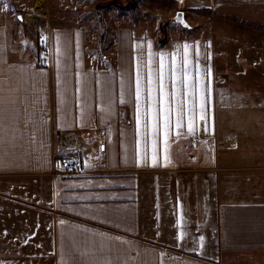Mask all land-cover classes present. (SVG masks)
I'll return each mask as SVG.
<instances>
[{
  "label": "crops",
  "instance_id": "1",
  "mask_svg": "<svg viewBox=\"0 0 264 264\" xmlns=\"http://www.w3.org/2000/svg\"><path fill=\"white\" fill-rule=\"evenodd\" d=\"M1 16L0 264H264V82L231 86L201 33L161 41L120 26L97 50L55 21L49 55L12 56ZM162 56L168 136L153 119ZM68 154L79 172L57 171Z\"/></svg>",
  "mask_w": 264,
  "mask_h": 264
},
{
  "label": "rangeland",
  "instance_id": "2",
  "mask_svg": "<svg viewBox=\"0 0 264 264\" xmlns=\"http://www.w3.org/2000/svg\"><path fill=\"white\" fill-rule=\"evenodd\" d=\"M216 1L211 5L210 0H139L131 11L130 7L129 10L121 7L135 4V0H0V16L8 27L12 56L34 53L39 58L43 51L39 36L48 34L51 39L50 25L55 21L83 29L94 43L92 48L97 50L106 42L108 29L120 26L161 41L185 33H201L213 36L216 71L227 73L226 82L234 88L243 83L244 78L245 84L252 81L263 83L264 3ZM34 11L39 13L35 12L33 22L19 18L21 14L25 16ZM178 11H184L190 28L175 21ZM256 61L260 70L259 67L256 70L250 68V63ZM231 66H235L234 70ZM242 69L248 74L238 75Z\"/></svg>",
  "mask_w": 264,
  "mask_h": 264
},
{
  "label": "snow or ice",
  "instance_id": "3",
  "mask_svg": "<svg viewBox=\"0 0 264 264\" xmlns=\"http://www.w3.org/2000/svg\"><path fill=\"white\" fill-rule=\"evenodd\" d=\"M185 57H184V76H185V86L187 87V67H188V60H187V48L188 46L185 45ZM164 57H161V64H160V68L159 71L157 73V85L156 87L158 88V93H159V99L158 101H156L159 104V109H158V115L153 117L154 120H162L163 121V130H164V135L168 136L169 135V131L171 130V126H172V119H171V115L173 112V109L171 107V100L169 99V92L167 91V84L165 83V64H164ZM170 78L172 80V87L173 89H175V84H176V65H175V60L173 59L172 61V67L170 68ZM145 88L143 87V81L142 78L140 76V74H137V80H136V100H137V110L138 113L140 111V106H141V101H142V96L144 94ZM153 78L151 75V72L149 73L148 77H147V87H146V92H147V100L149 101V105L148 107L151 108L152 107V103L154 100L153 97ZM171 99L174 100L175 99V93L173 91V93H171ZM121 102L123 103V99L121 100ZM147 115V113H145ZM179 116V114H177ZM140 125H141V120L140 117L138 115L137 117V128H138V132L140 130ZM146 127V125H145ZM183 127V123L181 121V119H177L175 122V129L177 134L179 135V129ZM159 124H154L153 125V135H157L159 132ZM196 131V127L194 125V123L191 121V119L188 122L187 125V132L189 134H195ZM103 150V149H102Z\"/></svg>",
  "mask_w": 264,
  "mask_h": 264
},
{
  "label": "built area",
  "instance_id": "4",
  "mask_svg": "<svg viewBox=\"0 0 264 264\" xmlns=\"http://www.w3.org/2000/svg\"><path fill=\"white\" fill-rule=\"evenodd\" d=\"M25 18L24 16V20ZM39 37L41 49L48 53L51 48V39L48 34H41ZM43 60L48 62V57H44ZM56 169L60 173H77L80 170V161L73 155H62L56 159Z\"/></svg>",
  "mask_w": 264,
  "mask_h": 264
},
{
  "label": "water",
  "instance_id": "5",
  "mask_svg": "<svg viewBox=\"0 0 264 264\" xmlns=\"http://www.w3.org/2000/svg\"><path fill=\"white\" fill-rule=\"evenodd\" d=\"M19 18H21V15H19ZM175 21L179 22L181 25H183L184 27H188L190 24L188 23V21L185 18V14L184 11H178L175 15Z\"/></svg>",
  "mask_w": 264,
  "mask_h": 264
},
{
  "label": "trees",
  "instance_id": "6",
  "mask_svg": "<svg viewBox=\"0 0 264 264\" xmlns=\"http://www.w3.org/2000/svg\"><path fill=\"white\" fill-rule=\"evenodd\" d=\"M138 1L139 0H135V4H132V5H128V4H125L124 6H122L121 7V9H126V10H129V7H130V9H132L131 11H133V8H135V7H137V5H138ZM127 2H130V0H127ZM137 9V8H136ZM135 10V9H134Z\"/></svg>",
  "mask_w": 264,
  "mask_h": 264
},
{
  "label": "bare ground",
  "instance_id": "7",
  "mask_svg": "<svg viewBox=\"0 0 264 264\" xmlns=\"http://www.w3.org/2000/svg\"><path fill=\"white\" fill-rule=\"evenodd\" d=\"M37 1L39 2V0H37ZM35 12H36V14L39 13V12H37V11H35ZM35 12L32 13V14L29 13L30 15H29V14H25V17L28 18L30 22H33V21L35 20V17H36V16H35V15H36ZM174 17H175V16H174Z\"/></svg>",
  "mask_w": 264,
  "mask_h": 264
}]
</instances>
